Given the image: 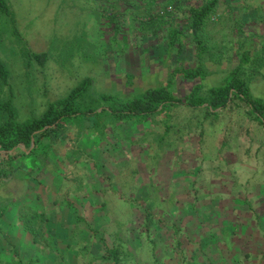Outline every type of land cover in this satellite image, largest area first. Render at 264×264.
<instances>
[{"label": "rangeland", "instance_id": "374dc122", "mask_svg": "<svg viewBox=\"0 0 264 264\" xmlns=\"http://www.w3.org/2000/svg\"><path fill=\"white\" fill-rule=\"evenodd\" d=\"M171 1L183 6L177 11L176 19L180 23L185 18L188 6L194 2H201V0ZM258 1L219 0L220 12L212 15L204 37L205 42L211 47L208 55L211 60L207 64L212 70L218 71L214 77L220 78L224 68L236 65L238 57L235 48L240 41H244V47L250 40L260 47L264 45V19L254 8ZM6 2L14 11L15 27L20 39L12 34L13 27L6 23L5 40L8 46L2 50L3 44H0V55L10 69L14 102L21 119L41 114L50 102L63 98L88 76L93 79L89 94L87 93L89 98L102 93L127 98L142 93L147 86L166 81L175 66L197 63L191 35L188 32L187 43L182 49L174 47L169 50L167 43L173 22L168 20L165 27L158 29L157 32L142 30L138 19L133 15L136 6L132 4V0L105 1L107 5L117 2L118 6L122 7L119 21L109 17L112 11L102 12L101 5L104 4V0H6ZM232 8L234 11H231ZM102 13L105 19L99 23L98 17H101ZM113 21H118L117 30L114 28L116 22ZM27 51L46 52L48 55L45 62L41 63L36 58L29 59ZM252 87L255 93L264 92V76L261 73L252 79ZM227 126L226 139L230 144L225 160L228 162L221 161V169L216 171L203 169L194 176L190 171L186 172L191 166H187L186 161L173 167L172 159L167 157L159 181H163L162 191L165 195L175 191L178 196L177 208L180 211L168 213L174 217L167 214L160 222L156 219L150 221L154 226V238L162 242L160 247L156 246L153 238L147 237V232L142 229L144 216H137L139 219L136 224H131L127 233L131 246L125 250L132 248V251L139 250L144 253L142 258L145 264H176L179 260L176 250L180 247L176 245L174 239L179 237L183 241V247L197 257L198 261L194 264H257L256 259L262 260L261 252L258 253L259 247L254 245L257 241L258 246H264V130H255L239 117L231 119ZM109 136L113 143L120 142L116 134L110 133ZM106 144V140L99 136L92 138L89 150L95 159L88 162L87 169L84 168V172L87 170L84 181L87 188L85 193L74 192L69 195L74 203L72 207L53 206L57 192L61 194V191H58L57 185L52 182L49 188L39 184L37 191H41L42 195L38 198L34 184L36 182H30V186L35 189L29 188L28 196L25 197V200L34 205L43 206L48 203L53 208L51 210L53 221L49 224L48 230H52L51 241L59 247V253L65 257L63 260L67 264L75 263L76 252L85 253L84 257L89 258V263H103L98 255L92 253L94 248L91 250L84 246L94 239V233L81 228L76 220L82 215L87 218L82 222L83 227L93 223L99 232L104 228L113 227L111 217H114L112 211L115 209L112 210V205L109 204L111 202L101 204V192L99 194L95 192L108 184L103 173L108 170L110 162V155L104 150L108 145ZM119 147L120 145L111 150H117ZM187 157L188 153L183 156V160ZM214 161L219 163L217 159ZM188 164H191V161ZM143 167L141 164V168ZM155 178L148 174L146 169L140 172L136 179L140 184L143 182L141 206L153 205V202L147 201L151 196L148 184L157 181ZM26 184L17 181L12 188L19 192L25 189ZM195 188L201 195L198 201L195 200ZM206 193L209 195L204 196ZM139 208L137 206V209ZM137 212L139 216L142 215V211ZM16 218L11 212L0 222V264H4V260L16 254L20 255L19 258L28 259L30 255L28 249L35 247L31 234L18 224ZM258 220L260 222H257ZM232 222L239 224V228L235 225L238 232L233 236L230 232L229 240L235 236V240L240 242L229 246L224 243V235L219 224L232 226ZM172 223L184 230L175 235ZM107 230L106 233L110 232ZM141 232L144 236L139 235ZM44 235L47 236L46 233ZM95 244L98 248L102 247L99 241ZM165 246L172 250V255L176 252L171 260L165 256ZM161 248L163 251H160ZM240 251L243 255L250 252L252 259L239 257ZM47 252L33 255L34 264H44L43 260L48 257L51 260L59 258L55 251ZM155 252L157 254H154ZM162 254L163 257L160 258ZM156 258L159 261L155 260ZM121 264L139 263L137 259L130 258Z\"/></svg>", "mask_w": 264, "mask_h": 264}, {"label": "trees", "instance_id": "16d2710c", "mask_svg": "<svg viewBox=\"0 0 264 264\" xmlns=\"http://www.w3.org/2000/svg\"><path fill=\"white\" fill-rule=\"evenodd\" d=\"M105 1L101 5L102 12L112 11L109 17L119 21L122 7L118 6V1L108 5ZM132 4L136 6L133 15L138 19L140 28L146 32H157L165 27L168 20L173 22L167 43L169 50L174 47L182 49L187 43L189 33L197 63L177 65L166 81L147 86L142 93L127 98L110 93L89 98L88 92L93 79L88 76L63 98L50 102L41 114L21 119L14 102L10 69L0 55V222L6 214L13 212L18 224L31 234L35 245L28 249V259L19 258L20 255L16 254L4 260V264H34L33 255L38 252L47 254L48 250L55 251L59 258L51 260L48 257L43 260L44 264H67L63 260L65 257L59 253V247L51 241L52 230H48L53 221V208L48 203L43 206L34 205L25 200V197L28 196L29 188L35 189L30 186V182L37 183H34L36 198L42 195L41 191H37L39 184L49 188L52 182L57 185L58 191H61V194L57 192L53 206L72 207L74 203L70 200L71 194L85 193L87 188L84 183L87 170H84L88 168V162L95 159L89 150L93 137L99 136L106 140L108 145L106 144L104 150L110 155V172L109 168L103 172L108 184L95 192H101V204L111 202L109 204L115 211H112V229L104 228L101 232L93 223L83 227L82 222L87 218L82 215L77 218L81 228L95 235L94 239L84 246L91 250L94 248L95 252L92 253L106 263L121 264L135 258L139 264H145L142 258L144 253L139 250L132 251V248L125 250L131 246L127 233L131 224H136L138 217L144 216L142 229L147 232V237H152L155 245L160 247L162 242L154 238V226L150 221L156 219L160 222L168 213L180 211L177 208L178 196L175 191L165 195L162 191L163 181H159L167 157L172 159L173 167L186 161L187 166L191 165L186 172L190 171L194 176L203 169L216 171L221 169V161L228 162L225 158L230 143L226 139V131L231 119L239 117L255 130H264V92L255 93L252 87V79L256 74L261 73L264 76V45L260 47L250 40L244 47V41H240L235 48L238 57L236 65L224 68L220 78L214 77L218 71L212 70L207 64L211 60V57H208L211 47L204 37L212 15L220 12L219 0H201L190 4L181 23L176 18L177 11L183 6L171 0H132ZM254 8L264 19V0H259ZM103 18L105 19L102 13L98 22L102 23ZM118 21H113L116 22V30ZM6 23L13 27L12 34L19 38L14 11L6 0H0L2 50L8 46L5 40ZM27 54L29 59L33 57L41 63L45 62L48 55L46 52L29 51ZM179 77L181 78L178 79ZM130 129L132 134L129 133ZM110 133L116 134L120 142L113 143ZM118 145L120 147L117 150H111ZM186 153L188 157L183 160ZM216 159L219 163L214 161ZM141 161L143 163H140ZM189 161L191 164H188ZM146 169L148 174L157 179L148 184L151 196L147 201L153 202L152 206L140 205L143 182L140 184L136 181L140 172ZM17 181L27 183L25 189L15 191L12 185ZM194 192L195 200L198 201L201 195L197 188ZM137 206L140 208L137 209ZM138 210L142 211V215H138ZM105 213L108 215L107 211ZM219 225L224 235V243L233 246L240 242L235 240V236L230 238L231 240L228 237L230 232L232 236L238 232L236 226L239 224L232 222V226L222 223ZM172 226L175 235L184 230L175 223H172ZM107 229L110 232L106 233ZM139 235L144 236L143 232ZM174 240L180 247L176 250L179 255L176 264H194L198 261L194 254L191 255L183 247V241L179 237ZM98 241L102 245L101 248L95 244ZM255 244V247H259L258 253L261 252L262 255V260L256 259V263L264 264V246H258L257 241ZM164 250L166 258L171 260L175 257L176 252L172 255V250L167 246ZM160 251H163V248ZM80 254L81 257L86 256L83 252ZM251 255L250 252L244 255L239 252V257H249V260L252 259ZM159 257H163V254ZM88 259L85 258L86 262Z\"/></svg>", "mask_w": 264, "mask_h": 264}, {"label": "crops", "instance_id": "0c3cea01", "mask_svg": "<svg viewBox=\"0 0 264 264\" xmlns=\"http://www.w3.org/2000/svg\"><path fill=\"white\" fill-rule=\"evenodd\" d=\"M75 256H76V261L74 264H92V263L86 262L85 257H81L82 255L80 253L77 254V252H76ZM70 264H72V263H70ZM102 264H110V263L103 262Z\"/></svg>", "mask_w": 264, "mask_h": 264}]
</instances>
